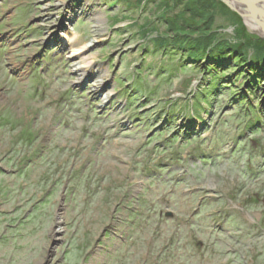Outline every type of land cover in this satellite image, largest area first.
I'll use <instances>...</instances> for the list:
<instances>
[{"label":"rangeland","instance_id":"obj_1","mask_svg":"<svg viewBox=\"0 0 264 264\" xmlns=\"http://www.w3.org/2000/svg\"><path fill=\"white\" fill-rule=\"evenodd\" d=\"M215 1L0 0V264H264V28Z\"/></svg>","mask_w":264,"mask_h":264},{"label":"bare ground","instance_id":"obj_2","mask_svg":"<svg viewBox=\"0 0 264 264\" xmlns=\"http://www.w3.org/2000/svg\"><path fill=\"white\" fill-rule=\"evenodd\" d=\"M232 1H234V4L236 5V6H238V7H240L244 12H245V14L247 13V15H248V13H250V15H251V13L253 12L254 13V18L253 19H248L247 20V22L249 23V25L251 26L252 25V27L254 28V29H261V27L262 28H264V13H262L263 11H258L257 9V13L255 14V11H254V9H253V5H254V3H255V6H256V3L258 4H261V1H263V0H256V1H254V0H232ZM254 1V2H253ZM250 2H251V4H250ZM264 3V2H263ZM264 5V4H263ZM237 7V8H238ZM259 7V6H258ZM252 13V14H253ZM262 14V16H260ZM253 21H256L255 23L253 22ZM255 24H257L256 26H258V27H256V26H254ZM260 27V28H259ZM262 31V30H261ZM87 63H81L80 65H79V68H77V70L78 71H81V70H86L88 67H87Z\"/></svg>","mask_w":264,"mask_h":264},{"label":"trees","instance_id":"obj_3","mask_svg":"<svg viewBox=\"0 0 264 264\" xmlns=\"http://www.w3.org/2000/svg\"><path fill=\"white\" fill-rule=\"evenodd\" d=\"M167 2L169 1V0H166ZM200 2V4L202 5V7L205 9V11H207V12H210L211 14L212 13H214V11H215V7H217L216 6V1L215 0H199ZM202 2V3H201ZM203 3H205V4H203ZM161 11H164V10H161ZM209 19H213V17L212 16H208V18H207V20H209ZM206 20V21H207ZM200 21V20H199ZM198 24H203L201 21L200 22H198ZM195 25V26H188V27H190V28H192V29H194V32L196 33V32H200L201 30H206V28H201L200 27V25ZM186 25V24H185ZM196 28L198 29V30H196ZM208 31V30H207ZM202 40V38H200V39H198V40H195L193 43H192V45L191 44H189L188 42L187 43H185L186 45H191V49H193V50H195V51H199V49L202 47V45L200 44V41ZM185 47H187V46H185Z\"/></svg>","mask_w":264,"mask_h":264},{"label":"water","instance_id":"obj_4","mask_svg":"<svg viewBox=\"0 0 264 264\" xmlns=\"http://www.w3.org/2000/svg\"><path fill=\"white\" fill-rule=\"evenodd\" d=\"M226 3L228 4L229 7H232V6L230 5V3H228V2H226Z\"/></svg>","mask_w":264,"mask_h":264}]
</instances>
